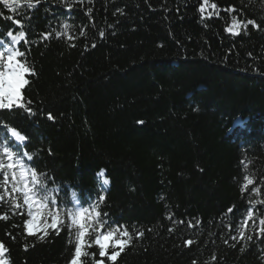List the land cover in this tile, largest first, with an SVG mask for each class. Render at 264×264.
<instances>
[{"label": "trees", "instance_id": "16d2710c", "mask_svg": "<svg viewBox=\"0 0 264 264\" xmlns=\"http://www.w3.org/2000/svg\"><path fill=\"white\" fill-rule=\"evenodd\" d=\"M200 2L40 0L15 12L0 4V39L25 31L20 50L36 73L23 90L35 115L0 110V121L30 134L19 151L49 178L60 202L48 210L98 204L111 227L128 228L134 242L118 264H264V237L246 230L253 240L245 241L235 230L255 197L241 193L243 176L264 188V0H209L203 18ZM233 15L260 28L226 32ZM0 214L9 217L0 219V241L10 264H67L74 243L66 225L41 240L22 232L10 203L0 201ZM187 239L194 243L185 247Z\"/></svg>", "mask_w": 264, "mask_h": 264}, {"label": "snow or ice", "instance_id": "6c2138e0", "mask_svg": "<svg viewBox=\"0 0 264 264\" xmlns=\"http://www.w3.org/2000/svg\"><path fill=\"white\" fill-rule=\"evenodd\" d=\"M24 2L27 3L28 8H32L40 0H0V4L12 12L21 7ZM207 6H209V0H201L199 3L198 11L202 18ZM210 7L217 10L216 14H218L216 3H212ZM119 11L120 9H117V12ZM227 11L234 12L235 8L230 5ZM213 14V11L207 12L208 17H212ZM6 19L12 20L13 18L6 17ZM14 23L22 27L19 19L14 20ZM249 26L256 29L260 28V24L255 19H247L245 22L233 15L231 25L225 31L239 34L242 27L247 29ZM68 27L69 25H64L65 33H67ZM26 35L27 33L23 30L15 33L9 30L6 33V39H0V110H22L27 115L34 116L35 113L31 107L33 101L25 99L23 95V90L30 83L26 77L36 75L34 68L25 59L26 53L20 50L22 42H26ZM43 35L45 39L49 36L48 33ZM56 35L59 36L60 33L57 32ZM80 35L83 36L85 33L81 31ZM99 35L103 37L105 33L101 31ZM91 46L96 47L95 44ZM46 116L49 121L55 119L50 111L47 112ZM138 123H143V121H138ZM18 129L19 126L10 127L6 122L0 121V132H3L5 136L4 143L0 144V172L3 174V179L0 181V188L3 189L0 193V201L10 203L14 210L19 211L22 218V232L29 237H36L39 233V239L43 240L50 231L59 235L61 228L66 225L70 230L69 243H74V251L70 253L67 264H88L86 258L89 256H91V264H118V257L134 242V237L128 228L124 227L121 231L119 226L111 227L107 219H102V213L98 211V204H93L90 209L83 207L75 211L69 209L66 214H62L61 211L48 210L49 205L55 209L60 201L51 197L50 190L45 183L49 179L47 175L38 173L35 167H29L34 156L27 151H19L29 142L30 134H22V130ZM14 149L16 150L14 151ZM25 158H27V163ZM245 169H247V165H245ZM98 176L102 179L103 185L110 183L109 179L105 178L106 169H101ZM52 182L54 183V180ZM249 189L251 193L255 194V197H259L264 192V188L258 185L257 178L253 174L243 176L241 193L244 194ZM255 197L248 199L246 214L235 229L239 238L245 241L253 240V236L246 235V230H254L257 237H264V210L257 209L258 205L264 209V199ZM73 198H75V193H73ZM106 199V195H99V202H106ZM238 207V205L228 207L227 213L235 215V210ZM25 210L26 219L23 218ZM107 216L108 213H103V217L106 218ZM48 217L51 218V222H49ZM0 219L7 221L9 217L7 214H0ZM196 223L199 224L200 222L196 221ZM192 226L189 222V227ZM73 229H75L74 241L71 238ZM90 229L94 232V239L89 237ZM169 231L172 229L170 228ZM144 234L143 231H136L135 238H143ZM232 239L236 240L237 237L233 236ZM193 243L194 241L191 239L183 241L185 247L191 246ZM224 243L227 244L228 240L225 239ZM232 246L235 247V245ZM27 247L28 245L25 244V250ZM93 247L98 251V254L96 251L92 253L87 251ZM245 247H247L246 244ZM240 250L243 252L245 249L242 247ZM9 251L6 244L0 241V264H10V260L7 258ZM212 260H216L215 255L212 256ZM192 264H197V262L193 260Z\"/></svg>", "mask_w": 264, "mask_h": 264}, {"label": "rangeland", "instance_id": "374dc122", "mask_svg": "<svg viewBox=\"0 0 264 264\" xmlns=\"http://www.w3.org/2000/svg\"><path fill=\"white\" fill-rule=\"evenodd\" d=\"M48 220H49V222H51V218L50 217H48Z\"/></svg>", "mask_w": 264, "mask_h": 264}]
</instances>
